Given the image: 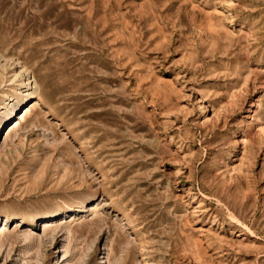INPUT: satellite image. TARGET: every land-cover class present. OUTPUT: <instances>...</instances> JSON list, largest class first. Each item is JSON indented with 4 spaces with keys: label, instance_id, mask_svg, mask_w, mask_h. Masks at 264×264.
I'll return each instance as SVG.
<instances>
[{
    "label": "rangeland",
    "instance_id": "rangeland-1",
    "mask_svg": "<svg viewBox=\"0 0 264 264\" xmlns=\"http://www.w3.org/2000/svg\"><path fill=\"white\" fill-rule=\"evenodd\" d=\"M1 223L0 264H264V0H0Z\"/></svg>",
    "mask_w": 264,
    "mask_h": 264
},
{
    "label": "bare ground",
    "instance_id": "bare-ground-1",
    "mask_svg": "<svg viewBox=\"0 0 264 264\" xmlns=\"http://www.w3.org/2000/svg\"><path fill=\"white\" fill-rule=\"evenodd\" d=\"M29 103H31L30 104V106L27 108L26 107V105L25 106H23V111L22 112H19V115L16 117V119L15 120H13V121H15L13 124H12V126L11 127H9V128H7V130L4 132V133H8L9 131H11V130H13V128L17 125V124H19V122L20 121H22L23 119H24V117H25V115L30 111V109H32L33 107H35L37 104H38V102H37V100H31ZM48 222H46V224H47ZM46 224H44L43 225V227L44 226H49L48 224L46 225ZM8 230V227H5V225L3 224V223H1L0 224V235L3 233V232H6ZM4 234V233H3Z\"/></svg>",
    "mask_w": 264,
    "mask_h": 264
}]
</instances>
